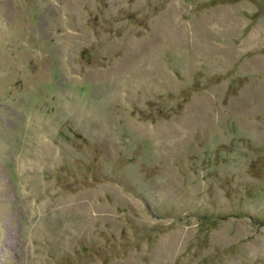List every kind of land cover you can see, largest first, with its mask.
<instances>
[{
  "label": "rangeland",
  "instance_id": "rangeland-1",
  "mask_svg": "<svg viewBox=\"0 0 264 264\" xmlns=\"http://www.w3.org/2000/svg\"><path fill=\"white\" fill-rule=\"evenodd\" d=\"M0 264H264V0H0Z\"/></svg>",
  "mask_w": 264,
  "mask_h": 264
}]
</instances>
